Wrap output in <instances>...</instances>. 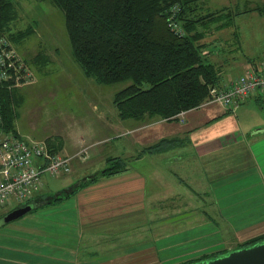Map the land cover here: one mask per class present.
<instances>
[{
	"label": "crops",
	"instance_id": "crops-1",
	"mask_svg": "<svg viewBox=\"0 0 264 264\" xmlns=\"http://www.w3.org/2000/svg\"><path fill=\"white\" fill-rule=\"evenodd\" d=\"M248 10L264 23V11ZM230 16L228 24L210 23L201 39L221 83L257 64L264 54V46L248 53L242 49L256 34L255 23L250 29L242 26V11ZM232 38L234 48L221 58L218 48L226 39L233 43ZM263 95L255 92L239 107ZM222 107L211 104L202 115L191 108L172 119L146 115L138 123L106 116L100 129L56 134L60 137L52 148L57 152L72 154L88 146L73 160L75 180L60 191L85 176L95 178L1 226L0 264H180L263 233L264 127L246 131L242 124L240 133L192 135L217 120ZM120 130L143 131L127 139L131 145L141 143L136 163L126 158L125 169L103 172L109 157L130 154L131 149L112 143L108 134L120 135ZM106 142L112 143L110 151L101 146ZM155 144L158 149L147 150ZM198 198L217 208L219 223L208 209H199Z\"/></svg>",
	"mask_w": 264,
	"mask_h": 264
},
{
	"label": "trees",
	"instance_id": "trees-1",
	"mask_svg": "<svg viewBox=\"0 0 264 264\" xmlns=\"http://www.w3.org/2000/svg\"><path fill=\"white\" fill-rule=\"evenodd\" d=\"M51 2L64 13L73 55L85 74L103 84L128 81L114 97L122 119L139 120L145 115L171 119L180 111L198 107L208 97L211 86L220 84V72L202 53L204 44L201 39L208 25L221 20L224 13L198 14V4L203 0ZM254 9L264 11L261 6ZM15 11V0H0V31L7 32L11 39L24 37L32 31L26 28L10 32ZM14 101V91L0 82L1 126L16 133ZM48 143L52 148L56 142L49 138ZM158 146L155 144L147 150L158 149ZM108 161L107 173L125 169L128 164L126 158L118 156H111ZM94 178L84 180L70 193L63 190L58 196L51 195L52 199L61 200ZM45 196L46 199L51 198ZM42 199L38 193L28 201ZM263 238L264 232L236 246Z\"/></svg>",
	"mask_w": 264,
	"mask_h": 264
},
{
	"label": "rangeland",
	"instance_id": "rangeland-1",
	"mask_svg": "<svg viewBox=\"0 0 264 264\" xmlns=\"http://www.w3.org/2000/svg\"><path fill=\"white\" fill-rule=\"evenodd\" d=\"M198 6V14H207L212 11L223 12L224 16L221 20L224 21H222V24H228L231 20L230 15L242 11V26L250 29L248 25L254 22L256 30V34L253 32L252 36H249L248 44L242 49L248 53L252 52L253 49L264 46L261 45L264 43V33L260 32V27L264 26V23L259 22L260 19H258L257 14L254 13L255 15L250 16L248 15L250 11H245L256 6L264 8V0H203ZM15 7V17L10 22V32L16 33L26 28L32 29L28 35L15 39H11L8 33L5 32L12 40L24 63L28 65L32 75L29 81L9 87L10 90L14 91L15 97L16 116L14 123L16 133L26 138L48 142L49 138L56 140L60 137L56 134L61 132L64 134L68 129H77L83 132L89 130L92 126L100 129L99 122L101 119L105 120L103 117L107 116L109 119L119 117L114 97L117 90L126 85L128 81L103 84L85 74L73 55L63 11L54 5L51 0H15ZM199 28L202 29L203 27L200 26ZM1 32L4 33V31ZM232 40L233 43H230L226 39L218 48L221 50V58L229 54L230 48H234L236 38H232ZM202 53H204L203 48ZM221 84L224 83L220 81L218 85ZM251 98L249 103H245L241 107L238 106L234 110L222 107L221 116L217 120L200 128L192 135H223L229 134V131L240 133L242 132V124L246 131L264 127V97L260 101L255 97ZM203 102L197 107L198 110L193 112L202 115L201 111L209 105H221L214 101ZM183 111H180L177 115ZM176 116L174 115L173 118H176ZM128 119L139 122L136 119ZM139 120L141 121L143 118ZM160 127L161 125H154L152 128L160 129ZM119 132L120 135H115V132L108 133L113 137L112 143L131 149L130 154L124 153L122 156L124 155L126 156L124 158L136 163V154L141 143L131 145L127 139L136 137L143 131L135 130L122 133L120 130ZM112 143L106 142L101 146L104 150L110 151ZM118 151H121V149L118 148ZM75 178L76 173L74 172L60 176L44 172L42 179L46 184V189L43 190L55 194L63 189L64 185L68 186ZM43 190L40 194L44 198L42 200H45L46 194ZM197 202L200 210L208 209L219 223L220 218L217 208L210 201L198 198ZM18 205L17 200L10 199L8 205L0 209V215ZM212 209H214V212L211 211ZM234 244L232 242L228 246Z\"/></svg>",
	"mask_w": 264,
	"mask_h": 264
},
{
	"label": "built area",
	"instance_id": "built-area-1",
	"mask_svg": "<svg viewBox=\"0 0 264 264\" xmlns=\"http://www.w3.org/2000/svg\"><path fill=\"white\" fill-rule=\"evenodd\" d=\"M31 76L12 40L0 31V82L11 87L29 81ZM255 92L264 94V54L257 64L249 65L231 81L211 86L207 99L234 110ZM87 147L74 154L57 152L46 140L4 130L0 116V209L10 199L20 204L41 192L46 187L42 179L44 172L55 176L70 173L73 159L86 153Z\"/></svg>",
	"mask_w": 264,
	"mask_h": 264
},
{
	"label": "water",
	"instance_id": "water-1",
	"mask_svg": "<svg viewBox=\"0 0 264 264\" xmlns=\"http://www.w3.org/2000/svg\"><path fill=\"white\" fill-rule=\"evenodd\" d=\"M102 171L105 172V169H102ZM90 177L92 176L82 178L75 185H73L70 190L68 189L64 191L70 193L73 188L77 187L84 180L89 179ZM59 193H61V191L53 194V197L58 196ZM50 197V199L42 201H25L6 211L4 214L0 215V227L23 216L25 213L31 211L40 204L53 200L52 196ZM182 264H264V238L255 242L229 248L208 257L187 261Z\"/></svg>",
	"mask_w": 264,
	"mask_h": 264
}]
</instances>
